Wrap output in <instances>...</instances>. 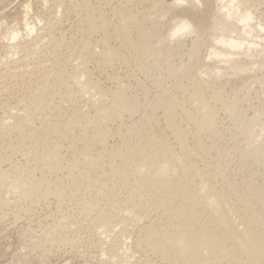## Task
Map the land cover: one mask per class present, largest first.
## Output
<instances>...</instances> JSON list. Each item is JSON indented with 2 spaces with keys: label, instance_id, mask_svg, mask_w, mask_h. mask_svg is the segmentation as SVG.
I'll use <instances>...</instances> for the list:
<instances>
[{
  "label": "bare ground",
  "instance_id": "obj_1",
  "mask_svg": "<svg viewBox=\"0 0 264 264\" xmlns=\"http://www.w3.org/2000/svg\"><path fill=\"white\" fill-rule=\"evenodd\" d=\"M70 2L66 31L52 13L29 39L1 34L0 215L18 222L53 201L52 231L75 245L73 202L115 256L136 228L137 246L164 264H264L257 0ZM219 112L234 133L227 150Z\"/></svg>",
  "mask_w": 264,
  "mask_h": 264
},
{
  "label": "rangeland",
  "instance_id": "obj_2",
  "mask_svg": "<svg viewBox=\"0 0 264 264\" xmlns=\"http://www.w3.org/2000/svg\"><path fill=\"white\" fill-rule=\"evenodd\" d=\"M70 1L71 0H0V37H1V39H0V51L2 52V49H3L2 48L3 47L2 46V38L3 37L1 36L2 33H4L5 31H7L9 29H15V30H19V37H20L19 39L21 41L29 39V37L30 38L32 37L33 32L28 33L27 32L28 28L32 27L33 25L36 29L38 27H41V25H43V23L46 21V19L48 17H50V15L52 13H53L52 15H54V16L56 15L55 18L58 21L60 20L61 23L63 24V25H60L61 23L58 22L57 30H59V28H61V30H64V31L68 30L70 28L69 26H71V24H72L71 21H73V18L70 15V11H68L69 10L68 7L71 5L70 3H72ZM257 3L259 4L258 7L260 9L259 13H257V16L260 15V16L264 17V14H263L264 13V6H263L264 0H257ZM57 17L58 18L60 17V19H58ZM51 18H52V16H51ZM65 19H66V21H65ZM26 29H27V31H26ZM15 52H14V50H12V53H13L12 56L14 58H18L20 56L19 55L20 53H18V52L15 53ZM259 65L261 66L263 64L259 63ZM91 69L93 71V75L95 77L99 78V80L101 81V83L104 86L110 85L108 80L105 79V77H104L105 75H103L104 74L103 72L100 73V71L96 70L94 66H91ZM259 70H257V71L259 72ZM261 71H260V73H264V65H263V68H261ZM258 72H257V74H258ZM118 73L121 75L120 77L123 76L122 78H127L126 80H127V82H129L128 84L134 87L135 84L131 80V78L129 79L128 71H126V69L119 68ZM126 75H127V77H125ZM140 80H142L143 82H145V84H147L146 81L142 77L140 78ZM263 87H264V82H262V83L256 82V83H253L252 89H254V91L256 93H259V91L264 90ZM223 114H224L223 112H219L217 115L218 118L216 120H217L218 136H217L216 141H217L219 147H220V145H221V148L224 146L225 148H223V149L227 150V148L230 147L229 139L233 137L234 133L232 132L233 130L230 127L231 126L230 120L227 119V116L225 114L224 115ZM113 124L111 125V127H112L111 130H113L116 123L114 125ZM110 143H112V140H110ZM230 164H232V163H230ZM53 204H54L53 201H51L50 205L48 204L47 207L44 205H41V204H39L40 206L39 205L31 206V209L33 208L32 210L29 211L31 214L29 213L26 216H24L23 218L21 217L22 220H20V218H19L18 222H16L17 219L14 220L13 217L11 215H9V213L5 214L6 215L5 218L3 215L2 216L0 215V264H63V263L64 264H115V263L121 264V262H123V264L124 263L125 264H140V263L141 264H143V263L144 264H161L162 263L161 261H159L158 257L155 258L156 255L150 254L146 248L141 247L142 249H145L143 251L141 248H139L137 246V244L135 243L136 237H137L136 228L134 229L136 232L133 230L132 233L134 232V234H132V233L130 234V235H132V236H130L131 239L128 238L129 241H127V243L124 244V246L122 245L123 247L122 246H121V248L119 247V249L121 251L119 249H117V251L119 250L121 252V254L122 253L123 254L120 257L121 254L119 252H117L118 255L116 254V256H118V257L116 258L114 252H112L114 250V246L113 247L109 246V244L112 245L111 242L107 243V241H110V240L105 239L103 237V235L101 236L100 232H98V233H96V232L92 233L91 232L92 234L90 232L87 233L88 232L87 229L89 227L84 222H82L83 221L82 215L77 213V212H72L75 210L73 202L72 203L69 202L66 205L67 207L65 209V213H67L69 215V217L70 216L73 217L71 219L72 221H74V220L77 221L76 223H74L75 224L74 230H75L76 234L77 233L79 234V235L77 234L79 236L78 237L79 240L77 239V242L75 244L76 246L74 244L73 245L72 244L70 245L68 243L64 244L65 242H60V244H59V241L57 240L58 238H56L57 237L56 235H58V234H56L58 231V228L56 225V220L60 218L61 214L60 213L58 214L57 211L54 210L55 204H54V206H53ZM25 205H27V203ZM47 208H49V209H47ZM50 211H52V212H50ZM53 211H55V212H53ZM47 212H48V214H47ZM49 213L50 214L54 213V214H51V215H53V216H51ZM45 214H46V216H45ZM47 215H48V217H47ZM57 215L59 216V218ZM76 215H77V217L80 216L77 218L78 220L75 219V217H74ZM28 216L30 218H32L31 219L32 223H31V220L29 219ZM44 216L47 217V219H45ZM55 216L57 219L55 218ZM26 217H28V218H26ZM41 217H42V219H41ZM9 218H11V219H9ZM54 218H55V220H54ZM34 219H36V220H34ZM26 220L28 221V223L26 222ZM38 220H39V224H38ZM33 221L36 223L34 224ZM10 222H12V224ZM13 222H15V224ZM52 222L53 223L55 222V223L53 224ZM29 223H31L32 225ZM78 223H80L81 225L83 223L86 226L84 227V225H82V227H83L82 228L81 225ZM28 224H29V226H28ZM77 225H79V227ZM25 226L27 227V230H29V232H27V230H25V228H26ZM76 227L79 230H77ZM80 227L82 228L83 231L81 230ZM28 228H30V229H28ZM49 228H51V231H49V232L52 235H54V237L56 239H54V240L49 239L46 236L48 234L47 229L50 230ZM45 229H46V231H45ZM31 230H32V232L34 231L33 233H35V235L31 232ZM41 230L42 231L44 230L43 232L45 234L43 232H40ZM52 230L55 231L56 233L53 232ZM95 233H96V235H95ZM99 233H100V235H99ZM80 234L81 235L83 234V235L81 236ZM39 235L40 236L42 235V236L40 237ZM90 235L97 236V237L94 238L91 236L93 238V239H91ZM40 238H41V240H40L41 242H39ZM101 238L102 239L104 238L106 241L104 239L102 240ZM100 241H102V242H100ZM77 243H78V245H77ZM103 245H105V246H103ZM72 246H74V247H72ZM135 246H136V248H135ZM108 248L110 250L109 252H108ZM100 250H101V252H100ZM122 250L125 252H123ZM105 251H107V252H105ZM145 251L147 253H145ZM109 254H111V255L113 254L114 256L112 255V257H111V255H109ZM147 254H149V255H147ZM37 256H39V257H37ZM103 256H105L106 258L105 257L102 258ZM113 257H115V258H113ZM141 257H144V258L141 259ZM145 257L146 258L148 257V258L146 259ZM110 258H111V260H110ZM139 260H141V262ZM145 260L147 262H144ZM118 261L120 263H118ZM134 261H136L138 263H136ZM158 262H160V263H158ZM162 264H164V263H162Z\"/></svg>",
  "mask_w": 264,
  "mask_h": 264
}]
</instances>
